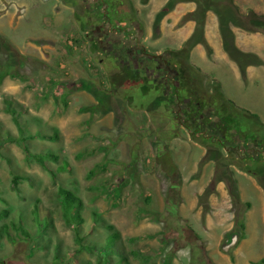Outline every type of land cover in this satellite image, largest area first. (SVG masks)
I'll return each mask as SVG.
<instances>
[{
	"label": "rangeland",
	"instance_id": "374dc122",
	"mask_svg": "<svg viewBox=\"0 0 264 264\" xmlns=\"http://www.w3.org/2000/svg\"><path fill=\"white\" fill-rule=\"evenodd\" d=\"M167 1L117 0L111 22L149 52L171 55L192 99L213 102L226 119L234 116L244 149L250 143L264 147V84L248 92L233 71L224 74L223 91L211 75L213 58H190L196 39L186 38L191 28L185 9L158 19ZM92 15L83 0H0V72H7L0 84V139L19 134L7 100L28 133H59L57 140L30 141L33 152L59 156L46 162L54 176L28 159L21 145L0 146V212L10 211L0 226L24 217L30 232L18 235L10 227V238L0 229V264H119V256L105 260L93 250H79L75 227L63 218L60 187L84 201L79 233L85 244L105 246L117 232L114 248L133 264H219L213 248L216 186L227 183L235 217L242 215L247 206L237 197L233 171L250 173L264 187V155L243 159L215 138L212 144L206 134L189 133L170 103L172 88L165 93L161 82L107 55L110 45L93 31ZM199 30L198 24L192 29ZM14 174L30 178L21 181L19 192L12 189ZM36 204L41 218H49L47 227L43 220L38 228L32 222ZM232 245L219 246L228 263Z\"/></svg>",
	"mask_w": 264,
	"mask_h": 264
},
{
	"label": "crops",
	"instance_id": "0c3cea01",
	"mask_svg": "<svg viewBox=\"0 0 264 264\" xmlns=\"http://www.w3.org/2000/svg\"><path fill=\"white\" fill-rule=\"evenodd\" d=\"M170 0L167 1L169 3ZM173 1V0H172ZM174 6L170 12L185 9V14L193 13V18L186 20L192 29L198 24L200 30L195 34L190 31L186 38L195 37V45L191 50V59L206 61V58H213V79L217 81L219 87L225 90L223 76L237 74V80L242 89H259L264 84V32L249 31L239 26L232 25L235 45L245 53H252L258 56L262 63L258 65H248L243 72L239 65L229 57L223 46V37L220 28V13L230 17L233 11V4H236L241 12L247 13L253 10L258 14H264V0H233L229 3L226 0H174ZM166 3V5H167ZM165 5V6H166ZM164 6V7H165ZM216 8V10H214ZM202 13V15H200ZM165 14L164 16H166ZM184 14V15H185ZM202 16V17H201ZM179 36H176L178 38ZM180 38V37H179ZM184 40L178 42L184 44ZM210 49V50H209ZM210 56L208 57L207 56ZM204 63V62H203ZM230 67V68H229ZM220 72L219 75L214 74ZM237 102V101H236ZM237 106L242 107L238 102ZM246 109V108H244ZM203 148L204 146H200ZM205 150V149H204ZM236 169V168H235ZM233 179L236 181L237 197L244 205L249 203L244 212V222L246 225L245 237L235 244L236 239L227 246H233L232 257H228L231 263L219 250L224 234L234 228L236 223L235 210L232 209L231 198L227 183L220 181L216 186L219 193L213 196V248L217 249V261L219 264H253L264 258V187L257 183L255 178H251L250 173L236 169L233 171ZM256 193L252 198L249 193ZM220 205V207L218 206ZM221 208V209H219ZM251 229V230H250ZM226 247V248H227ZM254 254L258 256H253ZM234 260H232V259Z\"/></svg>",
	"mask_w": 264,
	"mask_h": 264
},
{
	"label": "trees",
	"instance_id": "16d2710c",
	"mask_svg": "<svg viewBox=\"0 0 264 264\" xmlns=\"http://www.w3.org/2000/svg\"><path fill=\"white\" fill-rule=\"evenodd\" d=\"M226 1H230L233 3V0H226ZM174 2H175L174 0L173 1L170 0L169 3H167V5L158 14L159 15L158 19L162 18L165 14H167L169 11L172 10L174 6ZM232 6H233V11L230 17L220 13L219 11H217V13L219 14V19H220V28H221V33L223 37L224 49L228 53V55L231 57V59H233L239 65L241 70L244 72L246 69V66L251 65V64H254V65L261 64L262 60L258 56L252 53H245L241 51L235 45L234 33H233L231 26L236 25V26H239L249 31L264 32V14H258L253 10H249L247 13L243 14L240 8L236 4H233ZM214 10H216V8H214ZM190 18H193V13L187 14L184 19L188 20ZM6 73L7 72H4V73L0 72V84L2 80L5 78ZM9 74L14 77L12 73H9ZM238 108L242 109L246 113H249L254 118H257V121L259 122L260 119L258 118V115H256L255 113H252L251 111L247 109H243L241 107H238ZM6 111L12 115L15 124L19 128V134L18 135L7 134L6 136L4 135V137H1L0 139V146H2L5 143H17L21 145L28 159L39 162L44 168L49 170V172L54 176L53 171L51 169H48L46 162H47V159H52L54 161H57L59 159V156L56 154H50L49 152L47 153L33 152L30 149L31 148L30 141L36 138H40V137L48 139V140H57L59 137V133L56 131L54 135H44V136H41L39 133H34V134L28 133L26 129L21 127V122L19 121L18 116H17L18 110L13 105V101L11 100L6 101ZM233 118L234 116L231 117V119ZM132 159L134 162L136 160V156H134ZM66 164L68 165V163H65V165H61L60 170H65ZM28 180H30V178L27 175L14 174L12 178V184H13L12 189L14 191L19 192L20 191L19 184L21 183V181H28ZM231 182L234 184L233 187L236 188L235 179H232ZM59 197H60V202H61V207H62V212H63V218L65 222L68 224H72L75 227L76 234H77L76 240L80 245L79 250L81 249L82 250L83 249L93 250L97 254H99V256L103 257L105 260H109V257H112V256H119V261H118L119 264H133L129 256L119 253V251H117L114 248V245L120 239V235L117 232H112L111 234L108 235L105 246L98 247L94 245L85 244L83 242L85 239V236L79 233V229L83 226L85 222V218L82 214V210L84 209L83 199L75 191L70 190L65 187L59 188ZM248 205L250 204L245 203V206H248ZM142 209L153 211V209L151 208L144 207ZM242 215H238L236 217V223H235L234 228L224 234L223 241H222L223 248L229 246L234 239H236L235 244H237L238 242H240V240H242L245 237L246 225L244 222V216ZM9 216H10V211L8 209L1 211L0 221H2L4 218H7ZM31 217H32V222L35 223V226L37 228H38L37 223H40L41 220L45 222L46 227L49 225V218L45 216L41 218V214H40L39 207L37 204L34 206V208L31 211ZM94 219L95 221H98L99 219V216L96 213L94 214ZM9 222L10 223H3L0 226L1 232L7 233L8 237L10 238L13 237V235L9 231L10 227H13L15 231L18 232V235H26V236L30 235V232L28 231V229L26 228L24 224V217H20L19 220L12 218ZM195 238H199L198 235H195ZM57 259L59 261L62 260L59 254H57ZM253 264H264V258L257 262H253Z\"/></svg>",
	"mask_w": 264,
	"mask_h": 264
},
{
	"label": "flooded vegetation",
	"instance_id": "af4514ba",
	"mask_svg": "<svg viewBox=\"0 0 264 264\" xmlns=\"http://www.w3.org/2000/svg\"><path fill=\"white\" fill-rule=\"evenodd\" d=\"M83 1L93 14L92 20L96 25L93 31L95 33L99 31L110 45L105 51L106 54L113 56L114 59L122 63L121 65L130 66V72H135L136 75L149 76L153 78L152 81H155L156 84L161 82L165 93L172 88L168 94L171 98L170 103L176 105L177 112L175 115L189 133L206 134L207 139H210L212 144L215 138L219 141L218 144L228 151L234 152L235 155L244 157L243 159L249 156L253 159L264 155V147L261 148L253 143H250L251 146L249 145L247 150L244 149L236 136L238 129L234 132V129L237 128L235 123L231 121V117L226 119L216 109L213 102L205 104L202 99H192L190 86L184 84L181 71L177 69L176 64L172 63L171 55L166 53L153 54L141 46L138 41L129 40L131 34L125 32L124 29L113 26L111 15L116 13L119 7L116 4L117 0ZM106 18L111 24H107ZM116 34H120L119 37ZM202 126L204 129H201Z\"/></svg>",
	"mask_w": 264,
	"mask_h": 264
}]
</instances>
